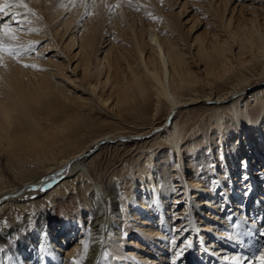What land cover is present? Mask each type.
<instances>
[{"label": "bare ground", "instance_id": "bare-ground-1", "mask_svg": "<svg viewBox=\"0 0 264 264\" xmlns=\"http://www.w3.org/2000/svg\"><path fill=\"white\" fill-rule=\"evenodd\" d=\"M110 1L107 0L106 4ZM114 1L120 8V10H115L119 15V22L125 23V29H127V24L132 32L134 45L132 50L136 54L135 67L130 65L127 57L125 58L124 51L121 52L118 48L115 58L102 63V66L105 67L103 83L110 84L113 89L112 94L117 95L113 107H117L122 113L132 115L135 122L141 124L140 128L141 126L146 128L148 125L149 131L145 134H139V132L130 134L129 132L125 136L112 132L95 134L86 131L95 128L98 121L84 115L79 107L67 109L68 104L65 107V103L70 102L69 95L64 89L56 88L52 82L51 73L26 71L12 63L11 60L1 58L3 69L0 67V78L5 84L0 87V143L7 154L3 160L0 159V217H3L0 227V231L3 232L2 239H0V264H73V261L78 264H97L102 251L106 248L111 254V258H119V264H151L152 262L144 257L127 251L125 245L120 242L137 246L135 242H127L123 238L130 232L152 249H156L155 245L163 249L165 244L160 246V243L164 242L166 238L163 229L166 230L165 221L169 218L166 216L165 207L170 201L179 202L175 198L178 194L189 200V203L187 202L189 208L183 209L189 217H187L185 227L188 226L190 229L192 233L190 237L193 238V234L197 233L196 237L200 239L204 235L201 233L203 225H206L207 231L214 232L219 238L232 236V233H225V229L224 232L218 229L221 222H224V219L220 220L222 217L218 218L221 214L220 209L223 210L224 207L230 209V203L231 205L236 203L234 215L240 222H243L245 218H242L241 211L248 213L254 201L257 200L259 203L264 201V196H261L257 191L258 186L264 184V173L257 172L263 168V166L260 167L262 161L260 150H264V86L252 91L246 83L244 88H248L239 93L231 87L224 92L217 93L214 99H211V95L208 93L198 96L197 89L201 87L202 83L206 81V86H213L221 76H225L226 72L231 71V69L227 71L232 62V59L229 58L231 55L224 53L227 43L225 41L219 43L216 40L217 37H214L215 42L207 43V45L206 40L200 36H195L193 39L184 36L180 27L182 23L179 19L186 11V1L178 6L177 12L170 11L169 14L165 13L166 6L162 7L161 12L157 8L154 9L152 5L157 6L158 2L153 0L149 4L145 2L148 0ZM162 1L165 4L169 2V0ZM58 2L56 0H24V3L35 15L45 17L47 27L48 22L53 20V12L59 9ZM0 5L14 7V2L13 0H0ZM260 7L262 6L256 8V12L264 10ZM128 8L133 10L139 8L145 12L144 14L152 13L154 17L159 18V21L163 20L159 33L152 30L147 34L149 37L147 45L150 46L151 52L146 55H143L142 40L137 28L134 27V19L137 15H132ZM21 10L24 11V9ZM93 10L96 13L94 16L96 20L90 25H85L90 30V34H88L89 32L86 34L82 30L84 32L79 36V50L71 57L80 59L83 66L82 73L88 76L87 68L90 57L93 52H98L93 50V37L96 38L95 33H97L98 27L106 26L104 19L99 20L100 10L97 12V7H93ZM217 10L214 13H218ZM232 12L234 11H231V14ZM256 12H253L254 16L250 20L249 29L239 32L242 27L239 28L237 24L235 26L239 28L237 30L239 34H237L240 35L239 39L242 37L240 40H244L249 48L255 47L256 51L262 50V54H258L262 58L260 71L264 74V31L260 30L261 25L257 26L256 24L257 20L259 22ZM29 18L36 21L33 15H30ZM193 18L197 22V18L194 16ZM228 18L224 24L225 28L229 26L231 28L232 15ZM55 28L56 26L48 27L49 35L54 37L53 31L57 30ZM14 35L16 39L10 42V46L11 43L20 42L17 33ZM102 35L98 38V43L101 41ZM228 35V37H232L235 34L229 33ZM219 40L221 41V39ZM245 44L243 45L246 46ZM239 45L241 46V44ZM65 47H69V45L65 44ZM241 47L238 48L237 56L244 55L246 52H243ZM66 57L68 58V56ZM252 58L259 62L257 55ZM121 59L125 60V70L119 66ZM235 61L242 67L243 62L241 61L243 60L239 63V60ZM190 63L203 64V69H201L203 78L196 76L197 72L191 71V67L194 65ZM240 66L238 68H241ZM243 83L245 82L243 81ZM95 88L92 86V94H95ZM229 97L231 99L227 101L226 99ZM199 99L200 103L212 105L209 109L210 117L203 125L199 124L191 129L193 124L186 125L188 128L186 131L183 127L181 128L176 116L182 113L183 108L194 105ZM211 101L213 103L208 104ZM254 101L258 102L254 104ZM101 103L103 104L104 101ZM33 105H36L37 108H33ZM164 113L166 115L165 120L162 121L165 123L163 137L165 144H168L169 147L161 149L155 157L149 146L141 145L137 148V153L134 154L136 158L133 167L131 164L130 167L122 170L106 173L102 172L103 169L98 172L91 163L90 165L86 164L89 154H93L103 146L111 144L124 146V142H134L138 146L159 130L157 121L163 118ZM41 119H44V124L40 122ZM14 123L22 127L20 132L17 130L9 132V128L14 129ZM233 133L236 136H231ZM182 134L187 136L181 139ZM239 136L240 143L237 142ZM208 143L210 145L207 147ZM201 145L206 147L202 149ZM159 146L162 145L159 144ZM212 146L216 149L215 159L210 152ZM248 146L250 147L246 148ZM252 147H255L257 154L253 157L247 155L246 161L243 157H239L242 155L241 149L246 148V153ZM208 151L210 153L207 155ZM174 152L178 156V166H180L182 175L180 181L174 180V176L179 177V174L178 176L172 175L176 163ZM209 157L215 160V163ZM258 157L261 159L258 160ZM247 158L250 159L247 160ZM183 159L187 161L186 164L183 163ZM251 160L255 162L254 165H257V169L251 170ZM218 168H221L220 171ZM118 172L119 177L117 178ZM131 174L135 179H131ZM247 182L249 183L246 185ZM178 183L181 186L179 190L176 189L179 187ZM52 184L54 186L49 190L46 189L44 197L39 200L26 204L21 201L24 194L39 188H49ZM244 185H246L244 190L247 197L244 198L243 204L236 200L238 197L241 200L243 196L240 195L243 191L236 188ZM120 191L125 192L122 198L118 194ZM69 192L77 196L80 213L77 212L74 217L60 215L63 226L61 232L65 230L64 232L68 236L69 234L73 236L74 234L71 233L75 232L81 223L82 212L86 216H92L93 221L85 229L89 233V239L86 242L87 248L85 245L82 246L80 258L65 259L64 263H60L57 253L47 237L48 227L46 225L51 205L58 201L55 197L63 198ZM40 202L44 203L43 206L39 205V209L33 215L20 217V214L28 212L30 206L34 207ZM168 211L170 214L169 209ZM31 218L33 219L32 226L29 223ZM206 219L207 221H204ZM44 221L47 223L45 224ZM71 223H75L73 230ZM67 226L70 230L66 232ZM30 232L34 236H29ZM115 233H118L117 238L109 240L108 238ZM35 236L37 239L29 242L28 239H34ZM156 238L159 242L154 241ZM201 241L205 244L203 239Z\"/></svg>", "mask_w": 264, "mask_h": 264}, {"label": "rangeland", "instance_id": "rangeland-1", "mask_svg": "<svg viewBox=\"0 0 264 264\" xmlns=\"http://www.w3.org/2000/svg\"><path fill=\"white\" fill-rule=\"evenodd\" d=\"M106 1L107 0H56V2H58L57 5H59V9L53 12L54 14L52 15L53 17L52 22L50 23L48 22V27L56 26L55 29L57 30L53 31L54 37L49 35L50 32L48 30V27L46 26L47 21L44 16L33 15L36 21L28 17L29 23L27 25V28L32 29V31L17 32L14 30V33H17L20 42L11 43L12 44L11 46L22 45L23 48L28 49V51H23L22 54L19 55L18 57L9 56L6 53L0 54V67H2L3 69V63H2L3 60L1 58H7L11 60L12 63H14L15 65H18L23 70L26 71L31 70L34 71V73H39L40 71L51 73V77L53 76L52 82L54 83L56 88L59 87L58 89H64L69 95L68 98L70 102L65 103V107L67 104H68L67 106H69L67 107V109L79 107L84 115H87L93 120L98 121V124L95 128L87 129L86 131L93 132L95 134L102 132L104 133L112 132L113 134L124 135V136L128 135L129 132L130 134H134V132H139V134H145L149 131L147 128L148 125L147 127L143 126L146 128H142V126L140 128L139 125L141 124L135 122V119L132 117V115L127 113H122L119 111L117 107L116 108L115 106L113 107L116 101L115 97H117V95L115 96L114 94H112L113 89L110 86V84L103 83L105 80L104 78L105 67L102 66V63L105 61H110L113 58H115L118 52V48L121 50V52L124 51L125 53L124 56L125 58L127 57V60H129V63H131L130 65L132 67H135L134 59H136V54H134L132 50L134 45L132 40L133 36L131 29L128 27L127 24H126L127 29H125L124 28L125 23L119 22V18H118L119 15L116 14L115 12V10H120V8L117 7V2L111 0L109 3L106 4ZM153 1L158 2L156 4L157 6L152 5L154 9L157 8V10L161 12L162 7L166 6L164 10L165 13L168 14L170 13V11L177 12L179 10L178 6H180V4L186 1V11L183 14V16L179 19L181 20L180 23H182L180 24V27L183 31L184 36H188L189 39H193L195 36H200L204 38L206 41H208L206 42L204 40L206 44L210 42L214 43L216 37L218 38V39L216 38V40L219 41V43H221L222 41H225L227 43L224 53H227L226 55L229 56L231 55L229 58L232 59V62L227 69V71L229 69H231V71L229 70L228 72H226L225 76H221L219 80L216 81V83L213 85L214 87L211 85L206 86V81L202 83L200 85L201 87L197 89L198 96H203L208 93V95H211L210 98L214 99L217 93L224 92L226 89L231 87L233 89H236V92L239 93L240 91L245 90L248 87H251V90L254 91L264 86L263 84L264 74H262L261 73L262 71H260L262 69V65H261L262 58H260L261 55L258 54V53L262 54L261 52L262 50L260 51L259 49L258 52L256 51L257 48L255 50V47L249 48L247 43L246 44L244 43V40L243 41L240 40L242 37H240L239 39L240 35H238L240 31L249 29L248 27H250V20L253 19L254 13L257 11L256 8L262 6L260 8L264 9V0H260L259 2H256L257 0H212V2L211 0H178V1L169 0V2H167L166 4L162 0L160 2L158 0H153ZM145 2H148L149 4L151 0ZM93 3L95 4L94 6ZM93 7H97V12L98 10H100L101 16L99 20L104 19L106 21L105 22L106 26L98 27L97 33H95L96 38L93 37V41H92L93 50L98 52L97 53L93 52V54L90 57L91 58L90 63L88 64L89 67L87 68V71L89 72V76H88L82 73L83 66L80 62V59L78 58L73 59L71 57L79 50L78 49L79 36L81 35V33L85 31V33L89 32L88 34H90V30L85 25H90L93 21L96 20L94 17L96 16V13L93 10ZM128 9L132 15H137L136 18L134 19L135 21L134 27L137 28L140 38L142 40V44L144 48L143 55H146L149 52H151L150 46L147 45V41L149 39L147 34L152 32V30H154L155 33H159L163 20L159 21V18L154 17V14L152 13L144 14L145 12L141 11V9L139 8H135L136 10H133L132 8H128ZM216 10L219 12L214 13V11ZM7 11L16 12L22 10L17 9L15 6L14 7L11 6L7 8ZM231 11L234 12H232L231 14ZM256 13H258L259 16V18L257 17V19H259V22L257 20L256 24L257 26L261 25L260 30L264 31V22H263L264 10L263 11L258 10V12ZM217 15L218 17L215 18ZM231 15L233 20L231 21L230 24L231 28H229L230 26L225 28L226 26L224 27V24L226 22V19H229L228 17H230ZM193 16L197 18V22L195 18H193ZM219 19L222 20L223 22L220 21ZM0 23H11V21L7 16H4L2 20H0ZM236 24L239 28L241 27L242 28L239 29L238 27L235 26ZM238 29L239 32L237 31ZM234 30L236 31L234 32ZM229 33H234L235 35H232V37H228ZM101 34L103 35L101 37V41L98 43V38L101 36ZM219 39H221V41ZM68 41L70 42L69 44ZM242 43L245 44L246 46H244ZM65 44L69 45V47H65ZM239 44H241V46H243L244 48L241 47ZM30 45L31 47H29ZM239 47L242 48L243 52L246 51L244 55L241 54V56H237L238 55L237 51ZM65 55L68 56V58ZM256 55L259 62H256V60H253L252 58V56H256ZM69 56H70V60H69ZM234 59L239 60L238 63L241 60H243L241 61L243 62L242 67L240 66L241 64L240 65L236 64L237 62ZM24 64L37 65L39 70L33 69L31 67H24L23 66ZM190 64L194 65V63L193 64L190 63ZM233 64L235 66H232ZM198 65H196L195 63V65L191 67V71L193 73L197 72L195 73L196 76L198 77L201 76L203 78V73L201 72V69H203L202 68L203 64L202 65L198 64ZM119 66L121 67L122 70H125L126 63L124 59L120 60ZM239 66L241 68H238ZM57 71L60 72L56 73ZM220 74L223 75L222 72H220ZM124 75L127 76V74ZM32 81H34V79H32ZM243 81L245 83H243ZM246 83L248 87L244 88L246 86ZM4 84L5 83L3 79L0 78V87H2ZM92 86L96 87L95 88L96 91H94L95 94L91 93ZM230 97L226 100L230 101L231 99ZM100 100L104 101V103L102 104L101 103L102 101ZM199 101L200 99L198 100V102H195L194 105L183 108V110L181 111L182 113L176 116V119L180 123L181 128L183 127V129H186L187 128L186 125L193 124L190 127L191 129L193 127H197L199 124L203 125L204 122L209 119L210 117L209 109L210 107H212V105H207L203 102L200 103ZM212 101L208 102V104H212L213 103ZM227 101H225V103H228ZM257 102L258 101L256 102L254 101L253 103L256 104ZM33 108H37V106L33 105ZM64 110L66 111L65 108ZM165 115L166 113L163 114L162 119L157 121L158 123L157 125L160 127L159 130L153 136L146 138L142 142L144 144L141 143L137 146L136 143L134 142H127V143L120 142L123 143L124 146L121 145L117 146L116 144L103 146L93 154L91 155L89 154L86 164L89 163L90 165L91 163V165L94 166V169L96 168L98 172H100L103 169L104 171L102 172H106V173H109L111 171H119V169L122 170L124 168L130 167L131 164L133 167V165L135 164L134 159L136 158L134 157V154L137 153V148L140 147L141 145L149 146L151 148L150 150L152 151V155L155 157L160 153L161 149L165 147H169L168 144H165L164 142L165 138L163 137L165 133L164 130L165 123L164 122L162 123V121L163 119L165 120ZM43 120L44 119H41L40 121L42 122V124L45 123V121ZM148 122L150 121L148 120ZM13 128L14 129L9 128V132H14L15 130L20 132L22 130V127L16 125V123H14ZM0 133H1V126H0ZM186 136L187 135L183 136L182 134L181 139H183ZM231 136L234 137L236 136V134L233 133ZM242 137L244 138V136ZM237 142L240 143V136L239 139L237 138ZM159 144H161L162 146H159ZM209 145L210 143H208L206 146L208 147ZM206 146L201 145L202 149H204ZM249 147L250 146L246 148ZM214 148L215 147L212 146L210 151L211 154L213 155V159L216 158V156L214 155L216 149ZM246 148L244 150L243 149L240 150L242 155L239 156L240 158L243 157L244 161H246L247 155L253 157V155L257 154L255 152V147H252V149H248V151L245 153ZM260 151H261L260 154H262V161L260 163V167L263 166V168L257 170V172L264 173V150L262 149ZM210 152L208 151L207 155ZM6 154L7 152H5V148L0 143V159L3 160ZM175 158H176V163H175V168L172 171V175L175 174L176 176H178L179 174V177L174 176V180L180 181L182 175L180 171V166H178L179 165L178 156L176 154H175ZM187 158H189V155H187ZM209 159L214 161L215 163V160H213L211 157H209ZM249 159L250 158H247V160ZM257 159L259 160L261 159V157H258ZM183 163L186 164L187 161H184L183 159ZM254 163L255 162L253 161L251 162L252 165L251 170L257 169V165H254ZM183 168H187V167H183ZM220 169L221 168H218V171H220ZM116 177L117 178L119 177V172L116 174ZM131 179H135L133 178V174H131ZM248 183L249 182L245 184L247 185ZM54 184H52L49 188L48 187H46L45 189L39 188L38 190H34L32 192L24 194L21 201H23V203L26 204L39 200L40 198L44 197L46 191L52 188ZM179 185L180 183H178V186ZM246 185H244L243 187L236 188L237 190L242 189L243 191V193H241L240 195L243 196L241 200L238 199L239 197L237 196L238 198L236 200H238V203H243L244 202L243 200H245L244 198L247 197L245 195L246 191L244 190ZM180 188L181 186H179L176 189L179 190ZM122 191L118 193L120 195V198H122V196L124 197L125 194V192ZM257 191L261 196H264V184H260V186H258ZM255 197H257L256 194ZM55 198L58 201L54 202V204L56 203L55 205L54 204H52L53 206L51 205L48 215L49 218H47L49 219L48 223L47 221H44V223L45 224L47 223L46 226L48 227V229L46 230V234L47 237L50 239L52 248L57 253L58 261L60 263H64L65 259L73 260L75 257L80 258V256L82 255V249H83L82 246L84 245L81 244V241L82 240L86 242L88 241L89 233H87L85 229L90 226L89 224H91L93 218L92 216H86V214L82 212L81 213L82 220L81 223L79 224V228H77L75 232L71 233L74 234L73 236L70 234L68 236V234L64 232L65 230L61 232L63 226L60 221L61 219L60 215L64 214L67 215V217H74L75 214H77V212L80 213V205L79 202L77 201V196L69 192L63 198L62 197L59 198L58 196H56ZM175 198L179 200V202L175 203V201L174 202L170 201V203L165 207L166 208L165 212L167 213L166 216L167 218L169 217L168 220L165 222L168 225L169 229L167 228V225H166V230L164 231L163 229V234L165 233L164 235L166 238L164 242L160 243V246L165 244L164 245L165 247L162 249L159 248V246L155 245L156 249H152L149 245H146L144 241L142 242L141 239H137L136 235L131 234L129 232V234L124 235L123 238L127 242L128 241L135 242L137 246H133V245L131 246L130 244L126 245V243L120 242L122 243V245H125V249L127 251L136 253L137 256L144 257V259L151 261L152 262L151 264H171L174 253L175 251H177V249L173 248L171 243L172 239L175 237L176 243L178 245L181 244V242L184 241L185 239L190 241L192 245L191 248L185 251L181 260L177 261V264H208V261L209 262L211 261L210 258L208 260L209 255H212L216 259V264H218L219 259H221L220 261H223L224 264V262L229 263V258L236 255L238 252L242 257L243 255L251 257L252 255L257 254L258 248L264 245V237H260L257 234V229H259L261 226H264V201L260 203L257 200L254 201V203L251 204L250 206L251 209L250 212L248 213L247 211L244 212L241 211L242 218H245L243 222L242 221L240 222L237 216L234 215L236 203H234L233 205H231L230 203V209H226V207L223 208L224 211L220 209L222 215L220 214L218 218L222 217L220 220L224 219V222H221L220 227L218 228L221 230L219 231L224 232L225 229V233H232V236L237 235L241 231H249V230L252 231L251 232L252 244L246 245L244 243H241L240 247L237 248L236 244L231 239L222 238V237L219 238V236L215 235L214 232L207 231L208 229L206 230V225L205 226L203 225L201 227V231H202L201 233H204L202 239L204 240L205 244L202 243L201 241L202 239L196 237L197 233H195V235L193 234V238L190 237L192 233L188 228V226L185 227L187 224L188 213L184 212L183 210L189 208L188 207L189 200L188 198L181 196V194H178V196H176ZM75 203H77L78 205H76ZM43 204H44L43 202H40L34 205V207L33 205L30 206L28 212H25V214H20V217L21 216L26 217L30 214L33 215V213L39 209L40 207L39 205L43 206ZM127 204L129 205V203ZM123 205H125L124 202ZM167 208L170 210V214H168L169 211ZM2 220L3 217H0V227ZM32 221L33 219L31 218L29 222L30 225L32 224ZM204 221H207V219ZM253 221H255V223H253ZM189 222H191V219H189ZM234 224L237 225V227L234 228L233 227ZM71 225H72V230L75 229V223H71ZM245 225L247 226L246 228ZM179 229H183V231H177ZM69 230L70 228L69 226H67L66 232ZM2 234L3 232L0 231V239H2ZM30 235L34 236L32 232L29 233V236ZM117 235L118 233L117 234L115 233L114 235L110 236L108 239L113 240L117 238ZM36 239L37 238L35 236L34 239L29 238L28 240L29 242H31ZM245 239H247V237L241 236V240H245ZM154 241L159 242L157 238ZM157 250L158 252H155ZM189 255L194 258L189 260L188 258ZM118 260L119 258L117 259L116 257L111 258V254L107 251L106 248L102 251L100 261L97 264H112V263L119 264ZM23 263H25V261H23ZM245 264H247V262H245Z\"/></svg>", "mask_w": 264, "mask_h": 264}, {"label": "snow or ice", "instance_id": "snow-or-ice-1", "mask_svg": "<svg viewBox=\"0 0 264 264\" xmlns=\"http://www.w3.org/2000/svg\"><path fill=\"white\" fill-rule=\"evenodd\" d=\"M14 6L17 9H24V11H16V12H10L6 9L8 7H11L12 5H0V20L4 16H7L11 23H0V54H8L9 56L18 57L22 54L23 51H28V49L23 48L22 45H14L10 46V42L14 41L16 39V36L14 35V30L17 32H23V31H32V29L27 28V25L29 23L28 17L30 15H35L34 12H32L31 9L28 8L27 4L24 3V0H13ZM31 47V45L29 46ZM24 67H31L33 69H38L37 65H29L24 64ZM246 166V165H245ZM255 223V221H253ZM233 227H237V225H233ZM247 226L245 225V228ZM177 231H183V229H179ZM257 234L260 237H264V226H261L259 229H257ZM241 236L247 237L245 240H241ZM228 239H231L237 246V248L240 247L241 243H244L246 245H251V231H241L237 235L228 237ZM173 248L177 249L175 251L173 259L171 261V264H177V261H180L183 257L185 251L189 248H191V242L185 239L181 242V244L176 243V238L174 237L171 241ZM259 243V242H257ZM81 244L85 245L87 248L86 241H81ZM264 264V245H262L257 250V254L252 255L251 257L248 256H241L239 252L229 258V264ZM73 264H78V262L73 261Z\"/></svg>", "mask_w": 264, "mask_h": 264}]
</instances>
